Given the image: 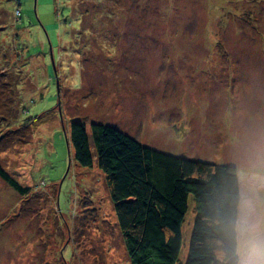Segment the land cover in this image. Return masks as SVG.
<instances>
[{"label":"rangeland","instance_id":"obj_1","mask_svg":"<svg viewBox=\"0 0 264 264\" xmlns=\"http://www.w3.org/2000/svg\"><path fill=\"white\" fill-rule=\"evenodd\" d=\"M73 121L234 166L254 190L264 0H0V164L29 189L0 178V264H130L95 150L92 168L74 158Z\"/></svg>","mask_w":264,"mask_h":264},{"label":"trees","instance_id":"obj_2","mask_svg":"<svg viewBox=\"0 0 264 264\" xmlns=\"http://www.w3.org/2000/svg\"><path fill=\"white\" fill-rule=\"evenodd\" d=\"M90 132L71 122L74 158L92 168L95 150L130 264L179 261L190 202L195 219L185 264H233L224 223L241 193L234 166L172 155L108 125L92 123ZM22 136L17 141L24 143ZM0 178L22 195L29 192L1 164Z\"/></svg>","mask_w":264,"mask_h":264},{"label":"clouds","instance_id":"obj_3","mask_svg":"<svg viewBox=\"0 0 264 264\" xmlns=\"http://www.w3.org/2000/svg\"><path fill=\"white\" fill-rule=\"evenodd\" d=\"M260 190H264V172L255 174L254 190L240 193L224 223L233 264H264V197L253 194Z\"/></svg>","mask_w":264,"mask_h":264}]
</instances>
